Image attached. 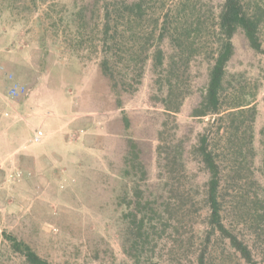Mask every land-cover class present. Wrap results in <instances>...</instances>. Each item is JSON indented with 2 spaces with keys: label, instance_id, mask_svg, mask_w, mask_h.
Returning <instances> with one entry per match:
<instances>
[{
  "label": "rangeland",
  "instance_id": "obj_1",
  "mask_svg": "<svg viewBox=\"0 0 264 264\" xmlns=\"http://www.w3.org/2000/svg\"><path fill=\"white\" fill-rule=\"evenodd\" d=\"M106 1L110 0H0V66L4 68L0 73V107H6L3 96H7L10 86L8 74L29 90L27 96L21 97L25 99L8 101L24 107L18 111L23 118L15 112L16 118L0 129L3 144L0 148V231L16 235L54 264H134L122 247V208L118 204L126 183L122 175L128 139L152 147L150 178L155 182L158 173L155 148L159 144L157 136L162 121L168 122L167 142L181 139L190 151L214 118H193L191 112L208 82L215 44L219 40L218 15L224 0H158L149 9L148 19L152 24L167 14L172 21L188 17L202 23L199 34L193 32L197 45L184 58L189 66L187 70L185 66L181 68L190 92L180 112L169 118L163 115L155 98L158 92L151 61L143 84L133 95L118 96L101 73L102 54L95 48L100 36L97 27L102 26ZM243 1L252 11L264 8V0ZM62 8L66 11L65 23H72L80 13L90 24L92 29L82 34L85 43L80 42L81 35L68 37L62 28L57 35L51 29L44 30V22L48 25L46 13L53 9L62 11ZM75 23L79 25V20ZM69 27V31L75 30ZM178 38L176 35L173 41ZM260 39L264 51V26ZM233 44L234 54L227 67V83L232 93L226 107L245 101L252 102L257 109L255 155L246 159L245 164L252 173L245 174L252 179L248 184L242 181V185L251 195H258L261 203L256 208L261 211L264 188L255 182L263 183L260 141L264 128V54L253 50L241 32L235 35ZM186 46L182 44L183 49ZM165 49L171 54L180 51L174 44ZM26 109L41 112L44 118L35 121L27 117ZM125 117L129 119V127ZM43 119L47 122L45 126L41 124ZM38 130L46 138L42 144L32 145L29 139ZM232 143L227 139L217 143L225 169L235 163L234 146L238 142L232 140ZM15 150L18 152L13 154ZM30 156L33 160L27 162L25 157ZM194 159L187 153L186 167L195 187L203 190L207 177ZM247 204L250 212L253 211L255 205ZM241 216L243 220L246 215ZM250 218L255 223V218ZM258 221V227H264ZM258 247L259 251L264 250L261 238ZM223 248L220 241L213 264H222ZM188 249L184 244L181 252L175 254V264H190ZM0 253L8 264H25L2 242ZM230 258L228 262L237 264L234 256Z\"/></svg>",
  "mask_w": 264,
  "mask_h": 264
},
{
  "label": "trees",
  "instance_id": "obj_2",
  "mask_svg": "<svg viewBox=\"0 0 264 264\" xmlns=\"http://www.w3.org/2000/svg\"><path fill=\"white\" fill-rule=\"evenodd\" d=\"M157 2L106 1L102 26L97 27L100 36L95 49L102 54L101 73L118 96L133 95L139 90L151 61L158 92L155 98L163 109V115L169 118L180 112L190 92L181 68L185 66L187 70L189 66V61L184 58L197 45L194 34H199L202 23L188 17H176L172 21L167 14L152 24L148 19L149 9H153ZM65 12L62 8V11L53 9L46 13L48 25L44 22V30L51 29L57 35L62 28L68 37L74 38L77 35L83 37V31L92 29L80 13L75 19L79 20V25L75 20L65 23ZM69 26L75 30L71 28L69 31ZM263 26V7L252 11L243 0H224L218 15L219 40L215 44L208 82L201 100L191 112L193 118L214 116L213 121L199 134L197 145L190 151L181 139L173 138L167 142L170 137L168 122L167 119L162 121L157 136L159 144L155 148L158 170L155 182L150 178L152 147L142 141L128 139L126 167L122 175L126 183L118 204L122 208V247L134 264H175V254L181 252L184 244L189 246L190 264H213L217 255L216 245L220 241L224 244L222 264H232L228 262L231 256L236 258L237 264H264V250L259 251L258 247L260 238L264 240V227H258V220L264 223V209L256 208L260 201L258 195H251L242 185V181L248 184L252 179L245 174H250L245 164L246 159L255 155L257 109L252 102L245 101L226 107V100L232 93L227 83V67L234 54L233 39L241 32L253 50L264 54L260 42ZM146 29L149 30L147 34ZM176 35L179 38L173 41ZM80 42L85 43V38ZM172 44L177 51L180 49L178 53L171 54L165 49V46L172 48ZM182 44L187 45L185 49ZM125 122L129 127L127 117ZM226 139L230 144H233L232 140L238 142L234 146L235 163L227 169L217 147L218 142ZM260 143L263 183L253 181L264 188V128ZM187 153L195 158L206 174L203 190L195 187L190 178L185 162ZM248 202L255 205L251 212ZM241 215H246L243 220ZM250 217L255 218V223ZM0 242L7 245L11 253L21 257L25 264H54L12 233L0 231ZM0 264H8L3 253H0Z\"/></svg>",
  "mask_w": 264,
  "mask_h": 264
},
{
  "label": "crops",
  "instance_id": "obj_3",
  "mask_svg": "<svg viewBox=\"0 0 264 264\" xmlns=\"http://www.w3.org/2000/svg\"><path fill=\"white\" fill-rule=\"evenodd\" d=\"M3 78V77H2ZM5 80V79H4ZM0 96H1V93H0ZM3 100L5 101V106L6 107H0V129L3 127V126H5V125H7V124H9V122H11V120H14V118H16L15 117V112L17 113V115H19L20 117H21V119L23 118L22 117V115L21 114H18L19 112L18 111H20L22 108H24L23 106L21 107V106H19L18 104H10L8 101H10V100H12V99H10V98H8L7 96H3ZM22 99H25V98H21L20 100H22ZM23 101H25V100H23ZM2 103V102H1ZM0 103V104H1ZM7 104H9V105H7ZM25 111H27L28 112V114H26L27 115V117H29V118H34V120L35 121H40V118H44V114H42L41 112H37V111H35V112H33V110H25ZM16 122V121H15ZM41 124L43 125V126H45L46 124H47V122L43 119L42 121H41ZM32 138V137H31ZM31 138L29 139V141L31 140ZM1 146H3V144L2 143H0V148H1ZM18 152V150H15V152L13 153V154H16ZM33 157H25V159H26V161L27 162H29V161H32L33 159H32ZM6 161H7V159H6Z\"/></svg>",
  "mask_w": 264,
  "mask_h": 264
},
{
  "label": "built area",
  "instance_id": "obj_4",
  "mask_svg": "<svg viewBox=\"0 0 264 264\" xmlns=\"http://www.w3.org/2000/svg\"><path fill=\"white\" fill-rule=\"evenodd\" d=\"M3 72H4V68L0 66V73ZM6 79L10 83L9 89L7 91L8 98L15 100L28 95L29 93L28 88L23 83L19 82L12 74H8ZM45 138H46V134L43 131L38 130L34 132L33 137L30 140V143L32 145H39L44 142Z\"/></svg>",
  "mask_w": 264,
  "mask_h": 264
}]
</instances>
